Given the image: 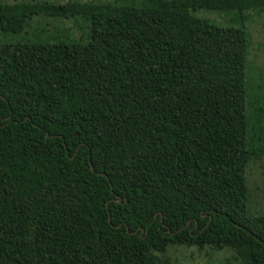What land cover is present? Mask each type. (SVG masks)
Here are the masks:
<instances>
[{
  "label": "trees",
  "instance_id": "obj_1",
  "mask_svg": "<svg viewBox=\"0 0 264 264\" xmlns=\"http://www.w3.org/2000/svg\"><path fill=\"white\" fill-rule=\"evenodd\" d=\"M262 13L264 0H0V264H167L177 246L264 264L247 177L264 159L246 26ZM35 17L83 32L28 34Z\"/></svg>",
  "mask_w": 264,
  "mask_h": 264
},
{
  "label": "rangeland",
  "instance_id": "obj_2",
  "mask_svg": "<svg viewBox=\"0 0 264 264\" xmlns=\"http://www.w3.org/2000/svg\"><path fill=\"white\" fill-rule=\"evenodd\" d=\"M7 3H14L21 0H1ZM36 1V0H27ZM58 3H65L74 0H49ZM91 1V0H82ZM115 1V0H110ZM199 17L208 18L220 25H231L230 17L226 15H217L209 12H199ZM241 22L240 19L237 20ZM252 36V44L250 49V67L252 74L255 76L264 73V13L250 14V21L246 23ZM84 24L81 20H54L48 17H35L31 22V27L26 33L46 31L48 33L64 32L69 30L73 36H81ZM261 73L259 82V93L261 99H264V75ZM258 89L254 91L256 98ZM263 95V96H262ZM247 177L251 191V206L249 210L253 215H264V159L260 162L250 164L247 169ZM167 264H239L233 260V254L230 251H216L207 248L206 250H198L196 248H186L177 246L171 248L165 255Z\"/></svg>",
  "mask_w": 264,
  "mask_h": 264
},
{
  "label": "water",
  "instance_id": "obj_3",
  "mask_svg": "<svg viewBox=\"0 0 264 264\" xmlns=\"http://www.w3.org/2000/svg\"><path fill=\"white\" fill-rule=\"evenodd\" d=\"M46 137H49V135H46ZM90 168H91V170L93 171V172H95L94 171V168H93V166L92 165H90ZM99 175H101V176H103V177H106V175L105 174H99ZM118 203H120L121 202V199L118 197V201H117ZM109 222H111V218L109 217Z\"/></svg>",
  "mask_w": 264,
  "mask_h": 264
}]
</instances>
